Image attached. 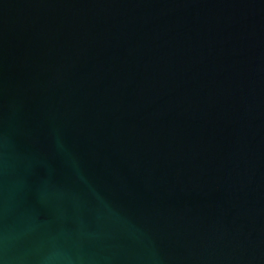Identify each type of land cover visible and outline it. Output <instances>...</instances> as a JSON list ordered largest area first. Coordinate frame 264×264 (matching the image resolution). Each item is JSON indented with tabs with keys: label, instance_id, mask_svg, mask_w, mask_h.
<instances>
[{
	"label": "water",
	"instance_id": "obj_1",
	"mask_svg": "<svg viewBox=\"0 0 264 264\" xmlns=\"http://www.w3.org/2000/svg\"><path fill=\"white\" fill-rule=\"evenodd\" d=\"M0 264H264V0H0Z\"/></svg>",
	"mask_w": 264,
	"mask_h": 264
}]
</instances>
